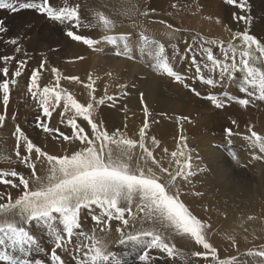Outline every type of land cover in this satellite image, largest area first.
Returning a JSON list of instances; mask_svg holds the SVG:
<instances>
[{"label": "snow or ice", "instance_id": "obj_1", "mask_svg": "<svg viewBox=\"0 0 264 264\" xmlns=\"http://www.w3.org/2000/svg\"><path fill=\"white\" fill-rule=\"evenodd\" d=\"M230 6L238 7L242 12H247V0H225ZM0 9L16 12L17 10H35L41 15H46L50 20L60 25L67 24L69 30L65 35L71 40L81 42L90 49L97 43L94 39L86 38L77 33L81 27V15L78 6L55 8L52 0H0ZM154 12L155 9H152ZM139 12L140 15L148 16V11H140L135 5L127 8L122 13L131 18ZM97 26L105 30H112L116 22L103 12L95 14ZM237 23L248 24L246 15H234ZM219 22V21H217ZM161 23H165L161 21ZM92 25L85 24L84 27ZM167 27L171 30L168 35L175 39V34L180 31L171 24ZM5 21L0 18V36L8 32ZM144 39L147 41V37ZM234 39L240 44L228 42L225 46L223 41L215 39L207 40L203 37L194 36L191 43L184 41L186 47L183 52L178 45H173L171 52H166L163 43L153 42L150 53V66L156 73L166 75L181 82V75L175 70L174 64L177 57L188 58L191 54V62L195 65L196 74L200 82L205 85L216 87L222 86L225 81L235 78L237 72L242 73L238 91L248 98H240L237 103L248 107L255 101L264 102V69L258 65H264V42L257 36L250 34L247 29L234 33ZM6 43L18 45V38H9ZM216 45L222 53V59L218 58L212 47ZM196 49L203 53L204 63L197 61ZM20 51L19 47L15 48ZM259 54V55H257ZM117 56H126V53L117 52ZM15 56H0L5 66L2 67L3 76L0 80V92H2V104L5 114H0V126L6 120L7 107L10 101V84L15 85L16 79L8 80L9 68L6 66ZM83 59V57H79ZM47 61H41L39 68L34 69L30 76L27 91L33 99L38 100L41 115L36 117V123L44 133L53 139L62 142H77L78 150L71 154H49L41 146L35 144L25 132L17 125L15 127L16 152L15 156L28 170L25 176L17 170H0V185H10L13 189L21 188L18 197L13 200L7 196V202H0V245L6 242L13 251L19 250L28 254L34 247H38L37 239L31 234L30 227L35 223L44 226L54 239V248L51 251L53 264H65L62 256L57 254L58 249L68 251L67 244H71L73 237L77 243L73 252H82L83 258L78 259L75 254L73 259L76 264H121L114 251L109 250V244L104 235L91 234L83 230L81 222L82 210L99 227V233L111 231L110 222L117 220L122 227H118V244L134 243L143 246L139 259L142 264H150L154 257L149 253L157 250L166 254L171 261L180 259L182 264H190L192 258L208 260L209 254L216 264H234L235 258L230 261L220 260L217 248L207 238V230L211 225L198 218L190 208L181 200L179 190L171 191L177 180L189 181L198 171L193 170L192 157L183 150L187 147L185 137L180 136L181 150L172 151L171 157L175 161L176 171L163 166L153 151L146 145V130L149 128L148 117L151 115L148 105L144 102V94L140 93V103L143 106L145 120L139 129V139L129 138L119 128L111 132L105 127L103 120L95 116L96 106H115L119 97L107 95L97 97L95 80L89 75V83L85 85L90 90L89 102L82 103L65 88L60 86V70L53 67L51 72L55 74V86L41 88L39 78ZM26 61H17L13 76L18 78ZM206 69L208 76L204 75ZM63 79L80 82L77 76H64ZM187 87V85H185ZM126 89V84L119 85ZM195 96L201 97V92L195 87L189 89ZM127 96L129 93L125 92ZM213 102L216 107H224V103L216 96L201 97ZM251 98V99H249ZM231 100L233 97H226ZM58 113L60 122L66 123L70 129L68 133L60 128L50 126L53 113ZM71 113V115H68ZM78 118L81 122H78ZM15 119V116L12 117ZM180 120H190L188 117H179ZM235 123V121H233ZM126 127V125H125ZM228 136L232 135V129H226ZM252 147H259L264 152V136L250 129L248 137ZM23 141L25 153L20 151V142ZM151 143L159 147V142L153 137ZM140 151L137 152L136 149ZM167 153L168 149H163ZM35 154V155H33ZM180 157H183L181 161ZM259 158V157H256ZM233 159H237L233 154ZM40 166L47 167L44 177L38 175L37 162ZM153 165L157 170H153ZM35 181L36 187H30V182ZM202 195V193H194ZM4 193L0 192V201H3ZM100 214H96V210ZM106 217V219H103ZM131 217L132 231H128ZM252 219V217H249ZM175 233L194 241L195 245L201 246L207 251H195L191 254L178 249L175 243L168 242L165 234ZM227 239L235 244V237L229 235ZM264 249V246H262ZM246 255L260 257L264 260V250L249 251ZM0 264H32L29 259H19L10 254L0 255ZM36 264H40L39 261Z\"/></svg>", "mask_w": 264, "mask_h": 264}, {"label": "rangeland", "instance_id": "obj_2", "mask_svg": "<svg viewBox=\"0 0 264 264\" xmlns=\"http://www.w3.org/2000/svg\"><path fill=\"white\" fill-rule=\"evenodd\" d=\"M8 1H12V0H7V2ZM108 1L107 0H94V1L93 0L92 1L91 0H89V1L88 0H52L53 6L57 9H59L60 7L78 6V11L81 15V27L79 29H77L76 31L78 34L83 35L86 38L89 37V39L96 40L97 43L95 44L94 48L90 49L87 45H84L81 42L71 41L65 35L66 36L65 38L67 41V44L65 45V47H62L60 45L53 46V45H51L52 43L49 42L48 40H46V41L41 40L39 42L36 41L35 43L31 42L33 45L30 46L29 48H26L24 46V44L19 43V41H18V45H10L9 43H7L6 47H4L2 49L0 56H12V52L14 51V49L16 47H19L20 51L18 53H16L18 55V56H16V59L8 61L6 66L8 67L10 65L11 61H12L13 65L17 64V61H19L18 59H20V58L23 59V57H24L23 60H25L28 65L26 64L22 71L24 73H27L29 70L32 69V67L30 66V63L31 64L36 63L35 60H32L33 58L34 59H44V58H46V59L53 58L54 59L56 56L59 55L61 60H62L60 63H58V64H54L53 62L49 63L41 71V75H40L41 79L39 78V83H40L41 88L43 86H48V85L49 86H55V82H53V81H55V77H54L55 74H53L51 72V69L53 67H55V68L60 70L62 80H65V79H63V77L69 76V74H70V76H77V77H79V79L80 78L83 79L82 81L80 79V82L66 80L67 85H60L62 88H65L67 91H69L73 94H74V92H72V91H74L75 86L76 87L80 86L77 88H81V89L84 88L85 89L86 88L85 85L87 83H86L85 79L83 78V76L88 77L89 75H91V73L85 72V71L81 72L80 70L85 69V67L89 68V66L86 65L85 62L92 63L93 58H95L97 65H98V62L102 61L103 57L99 56V55H102V54H100L102 52L99 51V48L101 46L102 41L104 39H107V40L110 39L109 41H114V40L117 41L120 37H122V38H125L124 40L128 41V42L127 41L125 42L128 45V46L126 45L127 48L131 47L130 43H131V41H133V37L130 35H124V36L119 35V34H122V31H120L121 30L120 27L123 26V23H121V24L116 23V26L114 29L105 30L103 27H99L97 25L94 26L90 22V20L86 17L87 16L86 11L88 8H92L91 6H93V8L96 7L94 10L95 11L97 10V12H107V11H108V13L110 12L112 14V16H115L117 18V20H122V19H125L128 17V16H124L122 14L123 13L122 11L125 9L122 8L123 4L121 2H123L124 0L123 1L121 0V2L117 1V0H113V1L108 0ZM126 1L123 2L124 5H125ZM128 1H130V3L129 2L126 3L125 6L130 8V4L132 5L133 0H128ZM118 2L120 4H118ZM139 2H140V9H139L140 11H149L148 16L141 15V21H142L141 23L144 24L145 26L154 25L155 21H154V19H152V17L157 16L158 20L163 21V22H167L168 24H171L172 26H174V28L176 27V28L180 29V31L176 33L177 35H175L178 38V41L175 43V40H177V38H175L174 42L170 43V45H172V46L173 45H179L178 47L183 46L181 49L179 48L181 50V52H183L184 48L186 47L184 41L187 40L188 43H191L192 38L194 36L203 37L204 39H207V40L215 39L217 41H223L225 43V46H226L228 42L240 44V41L238 39H234V33L237 31H243V30L247 29L250 34H253L255 36H257L256 34L262 35L264 33V0H247V12H242L238 7L227 5L225 3V0H139ZM96 4H98V5L96 6ZM259 6H260V8H259ZM99 9H100V11H99ZM152 9H155V11L153 12ZM34 11L32 10L31 12H33V14L38 13L37 11H35V12ZM3 15H4L3 9H0V18H2L5 21V23H8L7 16L6 15L3 16ZM234 15L235 16L246 15L248 17L249 23L248 24H244L243 22L237 23L234 20ZM38 18H40V17H38L36 15H32L31 18L26 19L22 23L21 28H19L18 30H14V32H12V38H16L20 33H22L24 31V29L29 30V32L27 33L28 35L27 36L24 35V37H23V39L25 41L26 40L31 41V39L33 37L36 38L37 32H39L41 30V27L40 26L38 27V22H32L30 24H27V22L31 21L32 19H38ZM42 18H44L43 21L48 20L47 19L48 17L46 15H44ZM152 20H153V22H151ZM217 21H219V22H217ZM89 23L92 25L91 27H84L85 24H89ZM159 23H161V22H159ZM45 25L46 24H44V27L42 30L45 29ZM258 25H259L260 29L258 28ZM221 28H223V30H221ZM42 30L38 33L39 35L43 34ZM114 34L116 37L113 36ZM145 36L146 35L143 34V32H141V36L137 35L136 37H134V39H138V41H141V42H146V40L144 39ZM127 38H129V39H127ZM257 38L259 39V36H257ZM260 40L262 42H264L262 39H260ZM147 41H148V39H147ZM154 41L164 44V42L161 40L160 41L159 40L158 41L157 40H151L149 42V44L151 46H153ZM73 46H76L78 49L83 50L85 53L78 54V52L70 50ZM172 46H171V48H172ZM206 47H212L214 54L218 58L222 59V53L219 51V49L216 45H206ZM109 48H111V49L116 48L117 49V46L113 45V47H112V45H111ZM116 49H113V50H116ZM150 53L151 52L143 54L144 58H142V62H141L142 66L140 67L143 69V70L141 69L142 70L141 75L142 76L144 75L143 77L141 76V78H142L143 82L146 81L145 83H148L151 79L152 80H154L156 78L159 79L158 77L160 75V74L154 72L153 70H151L152 68L150 66ZM94 55H96V56H94ZM257 55H259V54H257ZM25 57L29 58V61L26 60ZM79 57H83V59H79ZM128 57L131 58L130 53H127V56H125V59H129ZM196 57H197V61L199 63L203 64L205 62L203 59V53L200 49H196ZM148 59H149V61H148ZM47 61H50V60H47ZM83 62H84V64H83ZM127 63L131 64V60H128ZM3 66H5L4 62H3ZM3 66H0V77L3 76V73H2V67ZM47 66H48V68H47ZM83 66H84V68H83ZM178 66L182 70L181 75L182 74L185 75L186 68H188L189 70H192L193 72H196L195 65L191 62V54H188V58L181 59ZM258 66H260L262 69H264V65H258ZM33 70L34 69H32V71ZM32 71L29 73L30 76H31ZM148 71H149V73H148ZM107 72L108 73H114L112 71L111 67L107 68ZM203 72H204V75L207 77L208 76L207 70L204 69ZM81 75H83V76H81ZM150 75L154 78H152ZM146 76H148L149 78L151 77L150 79L148 78L149 81H148V79L145 78ZM241 77H242V73L237 72L235 74V78L233 80L225 81L222 86L212 87V86H208V85H205L202 82H200L197 74H194L193 77L188 75V78L186 81L187 87H184L187 91L184 90V92L187 93L189 99L184 103V106H187L188 108H190L191 106H193V107H191V109H189L191 111V114L187 115V117L190 118V120H184L183 123L181 125H179L176 129L177 133L184 130V132L186 134L185 138H186L187 146L189 145V147H190L189 142L191 143L193 141H196L198 144L200 142L199 138L197 136H195V135L192 136V134H190L191 131L192 130L194 131L195 129H197V130L202 129L203 125L201 124V121H205L207 118V115L213 114L215 116V118L213 119V122L215 121L214 123H217V120H220L219 116H221V113H220L221 110H224V114H225L223 116L224 119L222 120V122H229L230 121L229 124L230 123H232V124H230L229 128H231L232 131H238V130L240 131V130H242L240 128H245V127H248V129H255L256 128V130L257 129L261 130V128L264 129L263 118H261L259 116H256V117L253 116L252 118L254 120L256 119L255 122H253V120L250 121L251 117L249 118V116H248V114L251 113V109L256 113L257 112L258 113L264 112V102L255 101L254 103L250 104L248 107H244V106L240 105L239 103H237V101L240 98H248L246 96H242V94L238 91L239 85L241 83ZM167 78L171 79V81L174 80V79L169 78V77H167ZM7 79L9 81L12 80V76L7 77ZM25 80L26 81H24L23 84L29 85V84H27L28 80L27 79H25ZM166 80L161 81V83L165 82L163 85L165 88L164 92H165V94L169 92L168 93L169 96H172V94L175 93L173 91L171 92V88H172L171 83L172 82L169 83L170 84L169 85L166 83ZM2 82H3V80H0V83H2ZM82 82H83V84H82ZM17 83H18V81H17ZM17 83L15 85L10 84V101H9V103L12 101L13 103H11V104H13V105L12 106H11V104L8 105L7 113H6V120L4 122V125L0 126V147H1V144H3L2 141L6 142V141L11 140V141H13L15 151H16L17 141H16V136L14 133H15V127L17 125H19V127L24 132H26L28 130L30 133L32 132L33 134L43 132L40 128H38L37 123H36V117L41 115V109L39 108L38 100L33 99L31 96V93L26 92L27 98H29L30 101H28L26 99L23 103H15L14 104V101H15L14 99L16 98L15 94L18 92L16 87L19 85V83L18 84ZM169 87H171V88H169ZM191 87H195L197 91L201 92V97H206V96H210V95L218 97L219 100L224 103V107H216L215 104L213 102L209 101L208 99L195 96L189 90ZM105 91H103V92L101 91L98 93V94H102L100 97H106L107 95H114V96L120 97V93H113V92L109 93V91H106V92ZM12 94L14 95L15 98H13ZM28 94H30V95H28ZM226 97H233V99L228 100V99H226ZM11 99H13V100H11ZM223 100H225V101H223ZM109 104H110V102L106 101L105 106H100L101 108L96 111V115H99V119L104 121V125L106 128L108 126L110 127V128L108 127L107 129H109V131L111 132L112 130L116 129L113 127H115L114 126L115 121L118 119L119 114L120 113L123 114L122 111L117 110L119 108H122L123 104H122V101L120 99H118L115 106H109ZM19 106H22V107L19 108ZM60 110L61 109H56V111L53 113L54 115L52 117L50 126H52L53 124L57 125L59 128L61 126V128H60L61 131H63V132L67 131L66 133H68L69 127H66V126H68L66 123V118H65V123L60 122V117L58 116V113L60 112ZM246 110L248 111V113ZM149 111H150L151 115L148 117L149 128L146 130L147 134L151 133V131L153 129V121L155 122V126L159 130L164 126V122H165L164 118H159L160 119L159 120L158 119L159 116H156V115L153 116V114H154L153 111H151V110H149ZM139 112L141 114H144V112L142 110ZM35 113H37V114H35ZM0 114H5L4 107L2 104V92H0ZM68 115H71V113H69ZM13 116H15V119H12ZM143 117L145 118L144 115H143ZM225 117H229V118H225ZM96 118H98V116H96ZM12 120H14V121H12ZM11 121H12V123H11ZM78 121H79V118H78ZM233 121H235V123H233ZM10 123H11V126H10ZM22 123H23V125H21ZM162 123H163V125H162ZM109 124H111V125H109ZM112 124H114V125H112ZM160 124H161V126H160ZM236 124L238 127L236 126ZM240 125H242V127ZM124 130H125V128L121 129L122 132H124ZM221 132H222V130L220 131V133H214V135L222 134V136L227 135V137H228L227 132H224V133L223 132L221 133ZM124 134H125V132H124ZM175 136H176L175 133H170L165 137V138H169V140L168 139H166V140L161 139V140H157V141L159 142V141L163 140L164 144L168 143L169 141L175 142V141H177V139L179 137V136H177V137H175ZM261 136H264V135H261ZM12 138L14 140H12ZM29 138L35 144H37L36 141H38V139H37L36 135L34 137L31 136ZM192 138L195 140H193ZM60 141H61L60 139H53L52 138L51 142L55 143V145H57L58 142L60 143ZM236 142H238V141H236ZM236 142L234 143L235 145L232 144V145H230L231 147L228 146V149L225 153V155H227V154L229 155V153H230V155H232V158H233V153L236 155V157L238 156L236 160L233 159L235 162L234 169H233L234 179L230 176L228 177V179H227L229 182L228 187L233 188L237 191L236 196L240 200L250 204V203H253V202L260 200L263 197L264 191H263L262 187L257 185V181L259 179H254L256 177V173H257V171L255 170V164L250 163L249 161L244 160V158L241 157V156H243L241 153V149H240L241 143L238 142V144H237ZM61 143H62V141H61ZM75 143L76 142H72V143L64 142L63 144H67V147H66V149H67L68 147L69 148L74 147ZM149 144H150V146L148 145V147L152 148V146H153L152 143H149ZM52 147L54 148L55 146H52ZM22 148L25 149L24 145H23V141L20 142V149H22ZM54 149H56V150H54ZM54 149L50 148V151H48V153H50V154L55 153L56 155H63L64 154L62 152L60 154L57 147H55ZM1 150L2 149L0 148V170H17V171L21 172L22 174H24L25 176L28 175L29 170L23 164L20 163L18 158L14 157L12 160H9V159H7V157H5L7 154ZM203 150H204V146H202V151ZM136 151L139 152L140 150L137 148ZM232 151H233V153H232ZM23 153H25V152H23ZM249 158H251V157H249ZM180 159H181V161H183V157H180ZM168 160L170 161L169 162V166H171L170 170H172V171L174 170L173 172H175L176 171L175 161L172 159L171 155H168ZM254 160L259 164L258 160H256V159H254ZM10 161H12V162H10ZM6 162H8V163L10 162V163L8 164ZM201 163H202V161L199 162V164H201ZM202 164L206 165V164H211V163H210V160H208V161L206 160ZM19 165L23 166V167L20 166L22 169L19 168ZM247 165L249 167H247ZM169 166H167V162H166V167H169ZM37 167H38V175H40L41 177H44L47 174V167L46 166L41 167L39 161L37 162ZM152 167H153L154 171L157 170L155 165H153ZM243 168H244V170H243ZM261 168H263V167L261 166ZM204 171H205V169H204ZM214 171H216V172L214 173ZM209 172L210 173L212 172L214 174V175L211 174L213 181H214V179L216 180V182L212 181L213 184L217 185V183H218V186H220L224 183L222 178L219 177V173L221 172V169H213L211 171L209 170ZM222 181H223V183H222ZM261 184H264V182H261ZM189 185L190 184L187 181H183V180L178 179L176 184L171 189V191L175 192L178 189L179 193H180V198H181V194L183 193L185 188H187ZM36 186L37 185H36L35 181L30 182V187H36ZM21 189H22V186H21V188L13 189L10 185H0V192L4 193V199H3V201H0V202H7V196L8 195H11L13 200H15L18 197V194L21 192ZM252 191H257L258 194L251 195L250 193ZM186 205L190 208V210L192 209L191 211L193 212V208L190 207V203H187ZM96 214L97 215L100 214V211L98 209L96 210ZM193 214L196 215L198 218L202 219L203 221L207 222V223L210 222L209 224L211 225V228L216 226L217 224H221V223L222 224H229V225L235 226V227H240L249 221H253L254 223L257 224V226H259L261 224L264 225L263 219H259V218H256V217H253L250 215H246L244 213L238 214V215L234 216L233 218H231L227 214H218V217H217V214L212 213L210 210H207L205 208V209H202L201 211L198 210V215L195 212H193ZM249 217H252V219H249ZM103 219H106V217H104ZM129 219H130V225H129L127 230L132 231L131 217H129ZM81 222L83 225V230L85 232L91 234L93 231H95L97 233V235H104L106 238V241L109 243V250L110 251H114L115 248L116 249L123 248L124 249L123 253L125 255L126 254L134 255L133 258L136 259V264H142L139 257L142 254V251L144 250L143 246L137 245V244H134L131 242L123 244V245H119L117 243L119 240V233L116 232V229L118 227H122L120 221L112 220L110 222L111 231L106 232L104 234L99 233V227L100 226L96 225L91 220L90 216L83 210L81 213ZM211 228L207 230V238L209 237L208 238L209 241H210L209 232H210ZM29 230H30L31 234H33V236L37 239L38 247H34L30 253L25 254V253H21L18 249L13 251L11 249L10 245H8V243L6 242L4 245H0V255L7 253V254L13 255L19 259H29L32 262V264H36L37 261H39L40 264H53V261L51 260V251L54 248V239H52L51 236H48L49 235L48 230L44 226L37 225L35 223L30 227ZM38 234H41V235L38 236ZM165 234L168 236V242L169 243H175V245L177 246L178 249H181V250H183L189 254H191L192 252H195V251H207V250L202 249L201 246L195 245L194 241H191L190 239L183 237L179 234H175V233L169 234L168 232H166ZM77 242H78L77 238L74 236L72 243L66 245L67 248L69 249L68 251H65L63 248H62L63 250L62 249L57 250V254L62 256V258L64 259V262H66L65 264H71L72 263L73 256H72L71 252L74 249V248H72L73 247L72 245L75 246ZM213 246L216 247L214 244H213ZM233 250H235V251H233ZM259 250H263V249L255 246V247H242V248H239V250L236 248H232V251L230 250V251H226L225 253H220L218 248H217V255H218V259L221 258L220 260H225V261H230V260H233V258H235L234 264H264V260H262V258L246 255L249 251L254 252V251H259ZM66 252H67V254H66ZM149 254L154 257V261H151L150 264H182V261L179 258L176 259L175 261H171L169 258H167L166 254H162V253L158 252L157 250H151ZM66 255H67V257H66ZM64 257H66V258H64ZM67 258H68V261H65ZM77 258L82 259L83 253L80 252V256H78ZM73 264H76V262ZM190 264H216V261L212 260L210 254H209L208 260L192 258L190 260Z\"/></svg>", "mask_w": 264, "mask_h": 264}, {"label": "bare ground", "instance_id": "obj_3", "mask_svg": "<svg viewBox=\"0 0 264 264\" xmlns=\"http://www.w3.org/2000/svg\"><path fill=\"white\" fill-rule=\"evenodd\" d=\"M117 1L121 2V0H117ZM124 1H126V0H124ZM8 2H12V1H8ZM29 2H38V0H29ZM123 2H121L123 4L122 8L127 9L128 7H126L125 5L128 2L130 3V1L127 0L125 5ZM118 4H120V3L118 2ZM97 5L98 4H96V6ZM133 5H135L138 9H140L139 0H133L132 5L130 4V8ZM91 7L93 8V6H91ZM92 8H88V9L86 8L87 9V11H86L87 16L86 17L90 20V22L94 26H96L97 22L95 20V14L97 13V10L96 11L94 10L96 7L93 9ZM259 8H260V6H259ZM31 11L32 10L24 9V10H17L16 12L13 13L9 10H3V14H4L3 16L6 15L8 18V23H5V26L9 30H8V32H6L2 36H0V53L2 52V49L4 47H6V45H7L6 41L9 38H12V32H14V30H18L19 28H21L22 23L26 19L31 18L32 15H36L40 18L32 19L31 21L27 22V24H30L32 22H38V27L40 26L41 30L43 29L44 24H46L45 29L42 30L43 34H41V33H40L41 35L38 34L41 31L40 30L39 32H37L36 38L33 37L31 39V41H29V40L25 41L23 39V37H24V35L25 36L28 35L27 33L29 32V30L24 29V31L16 37V38H18L19 43H22V44H24V46L26 48H29L30 46L33 45L32 43H35L36 41L39 42L41 40H45V41L48 40L49 42L52 43L51 45H53V46L60 45L62 47H65V45L67 44V41L65 38L66 37L65 33L67 30H69L70 26H68L67 24L60 25L58 22L49 20V18H47L48 20L43 21L44 18H42V17L44 15H41L39 13L33 14V12H31ZM99 11H100V9H99ZM122 12H124V10ZM103 13L106 16L108 15V17L110 19L114 20L116 23H119V24L123 23V26L120 27L121 28L120 31H122V34H119V35H121V36H124V35L132 36L133 41H131V43H130L131 47L127 48L128 45L125 43L127 40H124L125 38H122V37H120L117 41L116 40L109 41L110 39L109 40L104 39L101 43L100 48H99V51L102 52V53H100V52L99 53L102 55H99L97 53L99 56L103 57L102 61L98 62V65H97L95 58H93L92 63L85 62V64L88 65L89 68L85 67V69H82L80 71L81 72L82 71L90 72L92 79L96 81L95 82L96 92L94 93V95L97 96V99H99L100 96L102 95V94H98L101 91L103 92L106 90V91H109V93L110 92L120 93L119 99L122 101L123 107L119 108L117 110L122 111L123 114H121V113L119 114L118 119L115 121V125L112 124L115 127H113V126L112 127L113 128H119L120 130L125 128V130H124L125 135L128 136L129 138H133V139H137V140L139 139V135H138L139 129L143 126V123L145 120V118L143 117L144 114H141L139 112L141 110L143 111V106L140 103L139 94L140 93L144 94V102L148 105L149 110L153 111V113H154L153 116L156 115V116H159L158 119L164 118V120H165L164 126L160 130L157 129V127L155 126V122L152 120L153 121V129H152L151 133L146 135V145L150 146L149 143H151V139L153 137H155L156 140H161V139H164V140L168 139L169 140V138H165V137L170 133H175L176 134L175 137L179 136L177 141H175V142L169 141L168 143L164 144L163 143L164 141L162 140V141H159V147H156L153 144H152L153 145L152 148L150 147V149L153 151L154 155L157 156V159L163 164V166L166 167V162H167V166H169L170 161L168 160V155H170L172 151H180L181 150L182 146L180 143V136L181 135H183L184 137L186 136L184 130L177 133L176 129L184 121V120H180L179 117H187V115L191 114V111L189 109H191V107H193V106H191L190 108H188L187 106H184V103L189 99L187 93L184 92V90L187 91L184 87H186L185 85L187 84L186 81H187L188 75L193 77V75L196 74V72H193L192 70H189L188 68H186V70H185L186 73H185V75L182 74L183 75L182 76L181 75L182 70L178 66L181 59L179 57H177V62L174 64V68L181 75V78H182L181 82H176L175 80L171 81V79H168L163 74L159 75V77H158L159 79L156 78L154 80L151 79L149 81V79L152 76L150 75L151 77L149 78L148 77L149 75L147 73L146 74L148 76H146L145 78L146 79L149 78L148 79L149 82L148 83H145L146 81L143 82V80L141 78V76H142L141 73H142L143 69L140 67L142 66L141 65L142 64L141 63L142 58H144L143 54L149 53L152 51L153 46H151L149 44V42L151 40H157V41L161 40L164 42L166 52L170 53L172 50V48H171L172 45H170V43L174 42L175 39H170V37L168 35L169 31H171L167 27L168 23L167 22L159 23L161 21L158 20L157 16H154V17H152V19H154V21H155L154 25L145 26L144 24L141 23L142 22L141 21V15L139 14V12H137V14L135 16H132L131 18L127 17V18L122 19V20H117V18L115 16H112V14L110 12L108 13V11L103 12ZM151 22H153V20ZM258 28H259V25H258ZM221 30H223V28H221ZM141 32H143V34H145L147 36L148 41L141 42V41H138V39H134V37H136L137 35L141 36ZM175 35H177V34H175ZM256 35L259 36V39H262L264 41V33L262 35L261 34H256ZM113 36H115V34ZM175 38H177V37L175 36ZM127 39H129V38H127ZM177 41H178V38H177V40H175V43ZM111 45H112V47H113V45H116L117 49L113 48V49H116V50H113V49L109 48ZM182 47L183 46H180L179 48L181 49ZM70 50L78 52V54L85 53L83 50L78 49L76 46H73ZM117 52H122V53H126V54L130 53L131 58L128 57L129 59H125L124 55L117 56L116 55ZM16 53H18V52H16L14 49V51L12 52V56H15V57L18 56ZM94 56H96V55H94ZM23 59H24V57H23ZM23 59L20 58L18 60L19 61H21V60L25 61ZM25 59L29 61V58L25 57ZM32 60L36 61L35 64L30 63V66L32 67V69L39 68L41 61L50 60V61H47V63L44 65V67H46V65L49 63L53 62L54 64H58L62 61L59 55L56 56L54 59L53 58H48V59H46V58L34 59L33 58ZM128 60H131V64H128L129 62L127 63ZM148 61H149V59H148ZM83 64H84V62H83ZM0 66H3L2 61H0ZM16 67H17V64L13 65L12 61H11L10 65L8 66V68H9V76L8 77L12 76V79H16V81H18V83H19V85L16 87V89L18 90V92L15 94L16 98L12 94L13 98H15L14 104L15 103H23L26 99L28 101H30V99L27 98V94H26V92L28 93V91H27L28 85H25L23 83H24V81H26L25 79H27L28 83L27 82L26 83L29 84V82H30V79H29L30 74L29 73L32 71V69L29 70L27 73H24L22 71V75L20 77L16 78L13 76V73L16 70ZM108 67H111L112 71L114 73H108L107 72ZM47 68H48V66H47ZM83 68H84V66H83ZM148 73H149V71H148ZM69 76H70V74H69ZM81 76H83V75H81ZM88 77L83 76L86 83L90 82ZM152 78H154V77H152ZM82 80L83 79H81V81ZM164 80H166L167 84L172 82L171 83L172 88L169 87V88H171V92L172 91L175 92L174 94H172V96H169V94H168L169 92L165 94V92H164L165 88L163 86L165 82L161 83V81H164ZM53 82H55V81H53ZM82 84H83V82H82ZM121 84H126L128 87L126 89H122L119 87V85H121ZM60 85H67V81L62 80ZM75 87H74V91H72V92H74V94L73 93L72 94L78 99V101L82 102V103L89 102L91 99V97L89 95L90 90L87 88H85V89L84 88L83 89L77 88L80 86H77L76 88ZM125 92L129 93V95H127V96L123 95V93H125ZM28 95H30V94H28ZM11 100H13V99H11ZM223 101H225V100H223ZM11 103H13V102L11 101L9 104H11ZM12 105L13 104H11V106ZM21 107L22 106H19V108H21ZM100 108H101L100 106H96V111L99 110ZM220 113H221V116H219L220 120L216 119L217 123H214L215 121L213 122V119L215 118V116L213 114H211V115L206 114L207 115L206 120L201 121L203 128L200 130H197V129H195L194 131L192 130L190 133V134H192V136L193 135L197 136L199 138L200 142H199V144L196 141H193L191 143L189 142L190 147L188 145L186 148H184V151L186 154L191 155L192 165H193L194 171L199 170V169H205V171L204 170L198 171V173L196 175L189 178V180L191 182H189V181H187V182L190 185L187 188H185V190L183 189L184 191L181 194V200L185 204L190 203V207L193 208V212H195L197 215H198V210L201 211L202 209L206 208L207 210H210L212 213L217 214V217H218V214H227L231 218H233L234 216H236L238 214L244 213L246 215H250V216L264 220V192H263V197L256 202L249 204L247 202L240 200L236 196L237 191L233 188L228 187V185H229V182L227 180L228 177L230 176L234 179L233 169H234L235 162L232 158V155H230V153H229V155L228 154L225 155V153L228 149V146L234 144L236 141L240 142L241 143L240 149H241V153L243 155L241 157L244 158V160H247L250 163L255 164V170L257 171V173H256V177L254 179H259L257 181V185L262 187V189L264 191V184H261V182H264V152H262L259 147H252L251 146L250 141L248 139V137L250 136V129H248V127L240 128V129H242L240 131L239 130L238 131H232V135L228 136V137H227V135L222 136V134L214 135V133H220L221 130L224 133V132H226V129H231V128H229L230 124H232V123L229 124L230 121L229 122H222V120L224 119L223 116L225 115L224 110H221ZM247 113H248V111H247ZM35 114H37V113H35ZM95 116H98L97 119L100 120L99 115H96V113H95ZM248 116H249V118L251 117L250 121L253 120V122H255V120H256V119L254 120L252 118L253 116H255V117L259 116V117L263 118V121H264V112H262V113L257 112L256 113L251 109V113H249ZM225 118H229V117H225ZM12 121H14V120H12ZM12 121H11V123H12ZM11 123H10V126H11ZM81 123H83V122H81ZM21 125H23V123ZM109 125H111V124H109ZM125 125H126V127H125ZM162 125H163V123H162ZM52 126L58 127L57 125H54V124ZM160 126H161V124H160ZM236 126H237V124H236ZM240 126L242 127V125H240ZM66 127H68V126H66ZM60 128H61V126H60ZM251 130L256 131L260 135H264V129H262V128H261V130H258V129L256 130V128L251 129ZM69 131H70V129L68 128V132ZM25 134L28 137H31V136L34 137L36 135L37 139H38V141H36L37 145L41 146L47 152L50 151V148L54 149L55 147L58 148L60 154H61V152L64 154H71V152L73 150H78L77 142L75 143L74 147H71V148L68 147L66 149L67 144H63L64 142L61 143V141H60V143L58 142V144L55 145V143L51 142L52 141L51 136L49 134L44 133V132L33 134L32 132L30 133L28 130L25 132ZM12 140H14V139L12 138ZM193 140H195V139H193ZM185 141H186V138H185ZM2 142H3V144H1L0 148L2 149L1 151H4L7 154L5 157H7V159H9V160H12L14 157L16 158V156H15L16 151H15L13 141L10 140V141H6V142H4V141H2ZM238 142H236V143L238 144ZM52 146H55V147L53 148ZM202 146H204L203 151H202ZM165 148L168 149L167 153L163 152V149H165ZM54 150H56V149H54ZM20 151H21V154L23 155L24 154L23 152H25V149L22 148V149H20ZM232 153H233V151H232ZM33 155H35V154H33ZM248 156L251 158H249ZM256 157H259V158H256ZM254 159L258 160L259 164ZM206 160L207 161L210 160L211 164H206V165L204 164L203 165L202 163ZM200 161H202L201 164H199ZM10 162H12V161H10ZM6 163H8V162H6ZM20 166L21 165H19V168L22 169L21 167H23V166H21V167ZM261 166L263 168H261ZM247 167H249V166L247 165ZM213 169H221V172L219 173V177L222 178L224 183L222 181L223 184L220 186H218V183H217V185L213 184V182H216V180L214 179V181H213V178L211 176V174H213V173L209 172V170L211 171ZM243 170H244V168H243ZM215 172L216 171H214V173ZM197 192L202 193V195H195L194 193H197ZM250 194L256 195V194H258V192L252 191ZM39 235H41V234H38V236ZM229 235L235 237V244H233L232 240L227 239V237ZM48 236H50V234ZM209 236H210V241L212 242V244H214L218 248L220 253H225L226 251H230V250L232 251V248H236L238 250H239V248H242V247H255V246H257V247L262 248V246H264V225L261 224V225L257 226V224L254 223L253 221L246 222L243 226H240V227H235V226H231L229 224H222L221 223V224H217L216 226L211 228V230L209 232ZM72 246H73L72 248L75 247L74 245H72ZM233 251H235V250H233ZM66 254H67V252H66ZM76 256L78 257V252H76ZM66 257H67V255H66ZM66 257H64V258H66ZM65 261H68V258ZM75 262H76V260L73 259L71 264H73Z\"/></svg>", "mask_w": 264, "mask_h": 264}, {"label": "crops", "instance_id": "obj_4", "mask_svg": "<svg viewBox=\"0 0 264 264\" xmlns=\"http://www.w3.org/2000/svg\"><path fill=\"white\" fill-rule=\"evenodd\" d=\"M124 249L123 248H118L114 250V252L116 253L117 258L121 261V264H136V259L133 258L134 255H129V254H124L123 253ZM72 256L75 254L76 256V252L73 253V251L71 252ZM80 255V252H78V256ZM77 257V256H76Z\"/></svg>", "mask_w": 264, "mask_h": 264}]
</instances>
